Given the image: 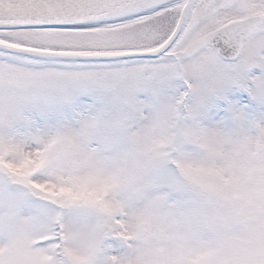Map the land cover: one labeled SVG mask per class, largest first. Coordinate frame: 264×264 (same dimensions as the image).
<instances>
[{"label": "snow or ice", "instance_id": "snow-or-ice-1", "mask_svg": "<svg viewBox=\"0 0 264 264\" xmlns=\"http://www.w3.org/2000/svg\"><path fill=\"white\" fill-rule=\"evenodd\" d=\"M0 264H264V0H0Z\"/></svg>", "mask_w": 264, "mask_h": 264}]
</instances>
